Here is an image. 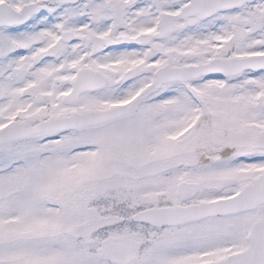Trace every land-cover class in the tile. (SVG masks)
<instances>
[{
    "label": "snow or ice",
    "instance_id": "obj_1",
    "mask_svg": "<svg viewBox=\"0 0 264 264\" xmlns=\"http://www.w3.org/2000/svg\"><path fill=\"white\" fill-rule=\"evenodd\" d=\"M0 264H264V0H0Z\"/></svg>",
    "mask_w": 264,
    "mask_h": 264
}]
</instances>
